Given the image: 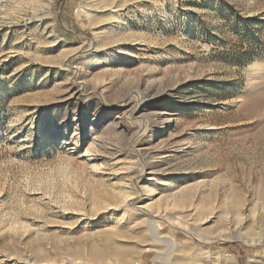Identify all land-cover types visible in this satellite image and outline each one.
<instances>
[{"label":"rangeland","instance_id":"374dc122","mask_svg":"<svg viewBox=\"0 0 264 264\" xmlns=\"http://www.w3.org/2000/svg\"><path fill=\"white\" fill-rule=\"evenodd\" d=\"M193 263L264 264V0H0V264Z\"/></svg>","mask_w":264,"mask_h":264},{"label":"bare ground","instance_id":"6f19581e","mask_svg":"<svg viewBox=\"0 0 264 264\" xmlns=\"http://www.w3.org/2000/svg\"><path fill=\"white\" fill-rule=\"evenodd\" d=\"M48 1H50V0H48ZM120 104H122L123 106H122V108L123 107H126L127 105H126V102H124V101H121V102H119ZM119 104V105H120ZM121 106V105H120ZM132 113V112H131ZM130 114V113H129ZM129 116H131V115H129ZM164 131V130H163ZM164 133V132H163ZM154 178V177H153ZM150 179V178H149ZM151 179H152V177H151ZM146 186V185H145ZM140 188V187H139ZM140 190V193H142V192H144V191H147L148 193H147V195H151V194H153V190H154V185L153 184H150V185H147L146 187H143V189H139ZM155 191V190H154ZM146 194V193H145ZM144 194V195H145ZM149 197V196H148ZM97 202V201H96ZM126 202V201H125ZM94 203V202H93ZM130 202H128V204H129ZM125 204V203H124ZM97 206H99V205H93V206H91V207H94V208H98ZM106 207V206H105ZM116 207V206H115ZM106 210L108 209L107 207L105 208ZM125 209V208H124ZM133 209V208H132ZM118 210V209H117ZM97 211V210H96ZM101 211H103L102 210V208H101ZM105 211V210H104ZM140 212L143 214V215H145L146 216V218L148 219V221H153V219H154V217L156 216V215H154V214H152L150 211H148V209L146 208V206H140ZM123 213H124V211H123ZM127 213V212H126ZM126 213H124V215L126 214ZM104 214V213H103ZM112 214V213H111ZM139 214V213H138ZM123 215V216H124ZM133 215H135V214H133ZM127 216H128V214H127ZM112 219V218H111ZM136 219V218H135ZM134 219V220H135ZM139 219V218H138ZM137 219V220H138ZM131 220V219H130ZM140 220H142V219H140ZM139 220V221H140ZM108 221V220H107ZM143 221V220H142ZM146 222V221H145ZM144 224V223H143ZM146 224V223H145ZM134 227L133 228H135V227H139V223H137V222H135L134 224ZM148 225H150V224H148ZM136 229V228H135ZM134 229V230H135ZM133 234V233H132ZM154 240V239H153ZM156 240V239H155ZM170 240H172V239H170ZM172 242V241H171ZM171 242H169V244L171 243ZM149 246V245H148ZM150 246L152 247V248H154V244H152V243H150ZM206 252V251H205ZM205 255V254H204ZM220 254H217L216 253V255H214L213 256V260L212 261H218V260H220V256H219ZM203 256V255H202ZM202 259H203V257H201ZM205 258V257H204ZM207 258V257H206ZM69 262V261H68ZM47 263V262H46ZM194 264V263H193ZM233 264H235V263H233Z\"/></svg>","mask_w":264,"mask_h":264},{"label":"trees","instance_id":"16d2710c","mask_svg":"<svg viewBox=\"0 0 264 264\" xmlns=\"http://www.w3.org/2000/svg\"><path fill=\"white\" fill-rule=\"evenodd\" d=\"M229 244H222L220 247H227Z\"/></svg>","mask_w":264,"mask_h":264}]
</instances>
